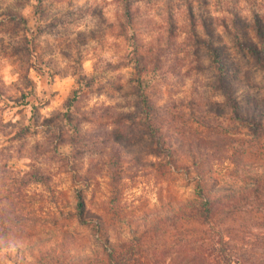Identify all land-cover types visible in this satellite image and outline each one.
Returning a JSON list of instances; mask_svg holds the SVG:
<instances>
[{"label":"rangeland","instance_id":"374dc122","mask_svg":"<svg viewBox=\"0 0 264 264\" xmlns=\"http://www.w3.org/2000/svg\"><path fill=\"white\" fill-rule=\"evenodd\" d=\"M139 7L134 27H120L121 0H0V62L23 70V88L11 86L18 96L0 78V235L23 249L25 264H54L61 254L72 264L106 263L99 229L111 242L130 238L157 211L195 198L199 172L238 184L244 170L232 160L256 156L264 143L250 126L264 124V66L223 24L236 16L243 41L260 45L253 17H264V0ZM205 17L216 22L211 46L197 39L208 40ZM82 22L84 29L74 27ZM57 52L69 61L64 68ZM165 224L169 241L175 230ZM189 255L182 246L181 261ZM15 261L16 251L9 258L0 249L1 264Z\"/></svg>","mask_w":264,"mask_h":264},{"label":"trees","instance_id":"16d2710c","mask_svg":"<svg viewBox=\"0 0 264 264\" xmlns=\"http://www.w3.org/2000/svg\"><path fill=\"white\" fill-rule=\"evenodd\" d=\"M140 1L121 0L123 17L119 20L120 27H134L140 12ZM189 13L196 35L197 20L192 9ZM253 19L260 45L243 41L242 36L246 32L240 31L236 16L231 22L223 21V24L226 31L235 35L237 44L248 49L264 66V17L256 13ZM214 21L205 17L200 22L208 40L197 36V39L207 41L209 46L215 36L210 27V24L216 23ZM210 48L213 50V62L222 74L219 52L214 47ZM250 126L254 133H264V124ZM232 162L236 171L244 170L238 184L220 185L216 179H209V175L199 172L195 182V198L170 205L169 212L157 211L155 219L150 222L152 225L145 222L142 229L133 230L130 238L111 242L100 234L99 229L97 238L105 245L104 264H264V143L258 145L256 156L233 159ZM197 163L195 159L193 164ZM213 180L216 185H209ZM77 208L83 220L86 203L81 198ZM167 213L169 218L164 219ZM166 222L175 230L169 235V241L164 238L166 229L163 226ZM182 246L190 251L185 261H181L180 257ZM0 249L9 258L16 251L21 262H15L25 264L23 249L15 247L14 250L9 238L4 235H0ZM155 250L159 251V257L152 254ZM66 257V254L58 255L54 264H72L67 262Z\"/></svg>","mask_w":264,"mask_h":264},{"label":"clouds","instance_id":"9594fccd","mask_svg":"<svg viewBox=\"0 0 264 264\" xmlns=\"http://www.w3.org/2000/svg\"><path fill=\"white\" fill-rule=\"evenodd\" d=\"M31 10H32V6L28 5L22 10V14L25 16H28L31 13ZM74 27L79 28V29H84L85 22H82L79 25L74 26ZM45 59H47V57ZM55 59L60 68H64L69 63V61H66L63 58H61L58 52L56 53ZM33 63H35V60L33 61ZM0 65H2L0 66V78H2L4 86L9 88L10 95L18 96L19 92H17L15 88L11 86L13 84H18L21 88H23V84L20 82V78L23 74V70L20 69L16 64H12L6 59L0 62ZM84 67L85 69L89 71L91 70L90 65L88 63H86ZM47 71L48 69H45V73H47ZM29 76H30V79L36 82V94L40 95L41 87H42L41 78L37 75L35 71H31L29 73ZM71 79L72 78L69 77L68 79L61 81L59 78H57L56 87H60L62 83L63 84L70 83ZM58 103H59L58 101H53L52 105L49 108L42 109L43 114L47 116L50 113L52 108H56L58 106ZM26 111H28V113L30 114V109H27ZM10 116H11V113L6 114L5 119L9 118Z\"/></svg>","mask_w":264,"mask_h":264}]
</instances>
